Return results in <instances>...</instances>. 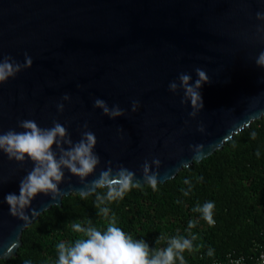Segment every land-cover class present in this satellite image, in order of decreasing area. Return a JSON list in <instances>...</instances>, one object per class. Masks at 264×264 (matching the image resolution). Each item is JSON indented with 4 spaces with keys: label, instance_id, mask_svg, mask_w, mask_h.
I'll return each instance as SVG.
<instances>
[{
    "label": "water",
    "instance_id": "obj_1",
    "mask_svg": "<svg viewBox=\"0 0 264 264\" xmlns=\"http://www.w3.org/2000/svg\"><path fill=\"white\" fill-rule=\"evenodd\" d=\"M261 52L264 0H0V62L18 66L0 82V132L22 131V120L59 123V157L90 131L98 158L83 178L63 169L59 194H37L26 224L9 214L4 196L32 162L0 153V260L16 257L24 230L103 171L125 168L146 185L147 164L164 184L261 120ZM197 70L206 80L194 87L201 99L193 106L180 76L193 86ZM97 99L120 114L104 113Z\"/></svg>",
    "mask_w": 264,
    "mask_h": 264
},
{
    "label": "trees",
    "instance_id": "obj_2",
    "mask_svg": "<svg viewBox=\"0 0 264 264\" xmlns=\"http://www.w3.org/2000/svg\"><path fill=\"white\" fill-rule=\"evenodd\" d=\"M252 131L255 139L249 138ZM258 147L259 158L254 155ZM104 191L98 188L85 199L77 193L64 197L61 207H51L22 232L16 257L0 260V264H23L24 260L55 264V245L69 244L81 236L71 229V222L89 220L100 230L106 227L109 218L97 215L93 206L95 194L103 195ZM206 201L214 205L215 223L211 226L198 211H192ZM109 208L117 226L133 239H143L150 250L166 246L167 237L196 234L193 250L183 253L185 264H212L228 253L253 256L257 246L264 247V117L234 135L222 150L184 168L174 179L157 184L156 191L140 185ZM189 220L194 221L190 230ZM208 248L213 249L211 257L206 255Z\"/></svg>",
    "mask_w": 264,
    "mask_h": 264
},
{
    "label": "clouds",
    "instance_id": "obj_3",
    "mask_svg": "<svg viewBox=\"0 0 264 264\" xmlns=\"http://www.w3.org/2000/svg\"><path fill=\"white\" fill-rule=\"evenodd\" d=\"M257 13V16H261ZM28 63L26 59L25 64ZM256 63L264 66V52L257 57ZM18 66L9 64L7 61L0 62V82L11 76ZM198 79L193 86H188L189 77L180 76V80L185 85L186 94L190 97V102L196 106L200 101V96L194 87L198 88L200 83L206 80L203 71L197 70ZM175 84L169 85L175 88ZM202 103V102H201ZM95 105L102 108L104 113L110 116H117L120 111L115 107L109 113L104 102L97 99ZM59 107V106H58ZM22 131L9 129L0 132V153H3L8 160L23 162L25 158L32 162L31 170L21 178L16 192L6 193L4 202L8 206L9 214L16 217L26 224L29 217L25 215V209L28 208L32 199L37 195H49L55 198L59 194L58 183L63 176V169L79 178H83L92 172L97 164L98 158L92 152L95 144V136L92 132L83 133L82 139L73 144L70 148L61 149V155L56 156L52 146L55 143L60 145L61 138L65 137V128L54 123L50 128L39 127L34 120H22L19 122ZM256 132L249 133L250 139H255ZM67 144L69 141L64 140ZM254 155L259 158L261 155L258 147ZM202 153H197L196 158H202ZM144 180L146 185L152 190H157V180L155 175H147L148 167L144 165ZM184 183H188L187 180ZM140 187L137 181L133 180V173L125 168H120L115 174L109 171H103L99 177L91 182L87 189L79 191V198L85 199L91 195L95 189L104 188L103 195L96 193L93 206L96 214L108 217L109 222L103 230L95 227L91 221L86 220L83 224L80 222H71V229L80 233L81 236L69 244L58 242L56 247L55 264H185L183 253L185 250H193V241L197 239L196 234L188 232L187 236L174 235L166 238V246L163 248L149 249L148 244L143 239H133L117 226L114 215L109 216V205L113 202H119L130 189ZM191 187H189V191ZM187 196L188 191L183 192ZM213 203L206 201L202 205L196 206L192 211H198L201 218L209 225L215 221L212 217ZM40 213L31 212L33 219ZM194 227V221L189 220L187 229ZM161 237L158 236L157 239ZM200 245L196 244V248ZM4 252L3 255H7ZM207 256L213 255V249L208 248ZM23 264H31L30 260H24ZM239 264V261L236 262Z\"/></svg>",
    "mask_w": 264,
    "mask_h": 264
},
{
    "label": "built area",
    "instance_id": "obj_4",
    "mask_svg": "<svg viewBox=\"0 0 264 264\" xmlns=\"http://www.w3.org/2000/svg\"><path fill=\"white\" fill-rule=\"evenodd\" d=\"M264 264V247L257 246L254 251V255L251 257H245L236 255L235 253H228L221 260H214L212 264Z\"/></svg>",
    "mask_w": 264,
    "mask_h": 264
}]
</instances>
